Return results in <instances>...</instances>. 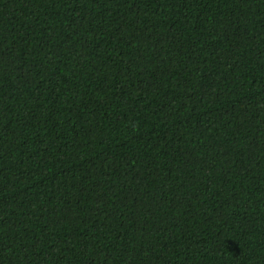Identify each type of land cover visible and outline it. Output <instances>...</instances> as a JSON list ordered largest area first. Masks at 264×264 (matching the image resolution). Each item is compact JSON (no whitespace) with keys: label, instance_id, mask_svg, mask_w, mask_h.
Returning <instances> with one entry per match:
<instances>
[{"label":"trees","instance_id":"obj_1","mask_svg":"<svg viewBox=\"0 0 264 264\" xmlns=\"http://www.w3.org/2000/svg\"><path fill=\"white\" fill-rule=\"evenodd\" d=\"M0 264H264V0H0Z\"/></svg>","mask_w":264,"mask_h":264}]
</instances>
